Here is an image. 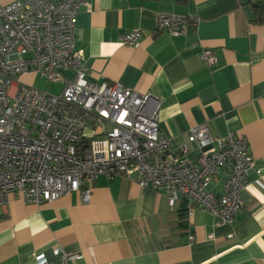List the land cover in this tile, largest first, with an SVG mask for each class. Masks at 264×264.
<instances>
[{"label": "crops", "instance_id": "0c3cea01", "mask_svg": "<svg viewBox=\"0 0 264 264\" xmlns=\"http://www.w3.org/2000/svg\"><path fill=\"white\" fill-rule=\"evenodd\" d=\"M86 2L75 17V48L83 53L88 81L158 98V128L172 138L171 150L198 124L213 137H245L259 173H249L244 204L231 223H217L195 206L182 237L170 219L181 199L171 208L163 192L140 188L132 178L99 175L87 202L79 191L40 205L12 192L0 211V264H30L39 254L54 259L55 246L80 253L75 264H264V22L239 0ZM158 12L198 23L173 36L155 30ZM132 28L143 33L138 47L120 43ZM204 49L213 52L214 64L201 58ZM62 75L70 79L73 71ZM188 147L193 157L196 148ZM219 175L216 194L226 171Z\"/></svg>", "mask_w": 264, "mask_h": 264}, {"label": "built area", "instance_id": "2783aa9c", "mask_svg": "<svg viewBox=\"0 0 264 264\" xmlns=\"http://www.w3.org/2000/svg\"><path fill=\"white\" fill-rule=\"evenodd\" d=\"M250 4L264 0H242ZM86 0H15L0 4V211L17 192L42 204L79 191L87 202L99 175L127 177L140 188L163 192L173 207L184 201L191 218L195 206L229 224L244 204L251 171L259 173L245 137L229 132L213 137L205 124L188 130L186 142L171 150L172 138L158 128L159 99L117 83L86 79L83 53L75 48V17ZM198 19L158 12L156 31L186 33ZM142 30L132 28L120 43L138 47ZM201 58L216 62L210 49ZM72 70L70 79L62 72ZM27 74L62 81L48 93L22 80ZM196 154L188 156V144ZM225 170L221 193L213 185ZM229 237L232 235L229 234ZM187 240H193L189 233ZM30 264H75L77 252L52 249Z\"/></svg>", "mask_w": 264, "mask_h": 264}, {"label": "trees", "instance_id": "16d2710c", "mask_svg": "<svg viewBox=\"0 0 264 264\" xmlns=\"http://www.w3.org/2000/svg\"><path fill=\"white\" fill-rule=\"evenodd\" d=\"M239 1L241 3L248 4V2H246V1H242V0H239ZM251 5L253 7V11H254V15L256 16V20L258 22H264V1L252 3ZM184 203L185 202L182 201V206L176 210H173L172 213L170 214V219L173 222V230H174L173 233L174 234L175 233L180 234V237H182L186 234V228H187L186 213H185L186 208H185ZM175 218H176V222L174 225ZM178 242L170 243L167 246L177 245V244H179Z\"/></svg>", "mask_w": 264, "mask_h": 264}, {"label": "rangeland", "instance_id": "374dc122", "mask_svg": "<svg viewBox=\"0 0 264 264\" xmlns=\"http://www.w3.org/2000/svg\"><path fill=\"white\" fill-rule=\"evenodd\" d=\"M24 80V78L22 79ZM32 86H34L37 89H40L42 91L48 92V93H58L60 92V82L58 81H46L44 78H40L38 75H33L32 79L30 80H24Z\"/></svg>", "mask_w": 264, "mask_h": 264}]
</instances>
